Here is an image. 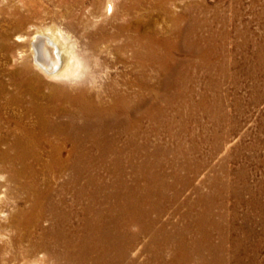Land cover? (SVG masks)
<instances>
[{
  "label": "bare ground",
  "instance_id": "obj_1",
  "mask_svg": "<svg viewBox=\"0 0 264 264\" xmlns=\"http://www.w3.org/2000/svg\"><path fill=\"white\" fill-rule=\"evenodd\" d=\"M211 8L205 0H72L58 16L67 21L66 32L54 26L38 29L28 45L23 42L27 38L20 43L24 56L15 67L0 70V174L7 175L1 184L13 196L0 205V264H124L126 258L127 264H192V251L201 248L206 253L197 255L196 264H243L250 251L258 253L260 244L250 239L255 229L246 231L248 237L234 236L233 231L241 230L234 221L216 219L227 216L216 211L217 198L228 190L240 197V191L224 184L215 167L213 177H204L210 191L197 189V198L186 200L183 223L171 226L170 219H164L170 202L162 200L164 192L175 187L173 198L178 202L194 179L189 175L202 171L205 161L187 166L186 175L174 170L169 180L158 165L144 169L142 162L131 183L123 173L121 157L137 153L143 144L139 138L145 96L157 97L162 85L157 84L158 74L150 72L161 75L159 68H170L169 55L178 42L188 45L192 39H203L200 32L219 19L217 13L209 18ZM160 14L165 28L158 26ZM40 16L15 10L7 19L12 30L0 31L1 48L15 49L16 43L7 40L20 37L17 33L25 24ZM71 32L84 42L80 53L70 42ZM214 35L211 31L208 37ZM257 49L255 57L264 64V43ZM110 54L118 64L131 65L130 77L122 71L119 80L109 79ZM193 151L201 152L197 146ZM56 175H64V183H54ZM147 180L153 185L144 184ZM178 183L184 186L177 188ZM3 205L12 206L8 215ZM145 235L151 244L142 262V252L135 258L130 253Z\"/></svg>",
  "mask_w": 264,
  "mask_h": 264
},
{
  "label": "rangeland",
  "instance_id": "obj_2",
  "mask_svg": "<svg viewBox=\"0 0 264 264\" xmlns=\"http://www.w3.org/2000/svg\"><path fill=\"white\" fill-rule=\"evenodd\" d=\"M205 1L210 8L212 7L208 12L209 18L212 20L215 13H217L219 19L213 22L210 30L205 28V30L200 32L201 35H205H202L204 36L203 39H192L188 42V45L183 41L178 42V47L169 55L171 57L170 68L166 70L159 68L161 75H159L158 71L150 72L152 75L158 74L157 84L161 82L162 85L159 87V95L157 97L154 98V96H148V94L145 96L141 120L142 131L139 138V143L144 145H141L142 147L137 153L134 151L130 155L126 154L123 158L121 157L125 164L123 173L126 183L129 184L134 179V176L138 175L137 168L139 166L142 165L141 167L144 166L145 168H143L147 169L149 165H152L151 168L158 165L159 172H165L163 175L166 180H169L168 177L175 172L174 170L178 171V175L179 173L180 175H186L187 166L195 167L196 162L205 161L206 163L203 166L205 169L202 166V168L200 167L202 171L199 172L201 174L196 172L194 176L192 174L189 175L192 179L194 177V179L185 187L186 189H184L183 194L177 200L178 202L173 198L176 193L175 187H173V190L168 189L164 192L165 196L162 200L170 199L164 219L169 218L171 226H176L183 223V214L187 210L186 200L188 198L196 199L198 196L197 189L204 191V193L210 191L208 182L204 181L206 175L207 177H213L215 173L211 168L215 167L218 170V174L221 171L220 177L224 184L227 183L230 187H235L237 191H240V197L237 196L236 191L231 190L229 193L228 190L223 195V198L221 197L222 199L217 198L215 203H219V205H214L216 211L220 210L227 216L222 217L223 219L217 216L216 219L221 220V222L226 219L230 222L234 221L233 223L236 224L237 228H241V230L232 232L234 236H239L238 234H240L241 236L243 235L242 238H245L247 236L246 231L255 229V235L250 239L255 244H260L258 245L259 251L257 250V254L250 251V256L247 255L252 262L249 259L246 262L244 259L243 264H264V69L260 67L264 64L254 54L258 50L257 47L264 43V0H241L240 4L233 3L232 0ZM68 2L71 3L72 0H0V31L4 29L12 30L8 25L7 19L15 15V10L19 14L26 16H29L32 11L41 15L40 17H33L30 23L25 24L21 33H17L20 37L15 34L11 35L10 40H7L11 45L16 43L15 49L8 51L0 46V70L5 69L4 71H6L15 67L21 60L20 55L24 56V53L21 52L23 49L19 47L20 43L27 38L23 42L28 45L31 34L36 30L54 26V28H59L66 32L68 30L67 21L60 19L58 16ZM218 3H220L219 7L214 9ZM105 6L106 3L103 6L104 11L106 10ZM177 10L179 8L175 7V11ZM74 11L77 12L78 9ZM156 17L158 26L165 28L166 24H164L163 14H160V16L156 15ZM211 31L215 33L212 38L208 37ZM70 34L72 36L70 37L72 46L75 47L77 53H80L81 48L84 46L82 38L76 35L75 32ZM62 40L66 42L65 39ZM0 41L1 44V38ZM26 49L27 47H24V50ZM108 58H111V67L107 74L110 76L109 79L115 78L119 80L122 71H124L126 76L130 77L131 65L129 63L126 66L118 64L116 55L113 54L108 55ZM162 78L164 79L163 81H161ZM51 81L59 82L58 79ZM217 137L219 139L215 141L214 139ZM195 145L201 151L200 155L198 152L193 151L194 147H196ZM128 156L129 158H127ZM170 159L173 160L171 161ZM141 162L142 164L140 165ZM225 168L228 170L225 171ZM169 170L171 171L169 172ZM236 173H238V179L236 178ZM101 174L109 177L105 171ZM239 175H242L245 180H240ZM6 178L7 175L0 174V199L2 198L0 205L12 196L7 194L6 185L1 184L2 182L4 183ZM52 178H54V183H56L55 180L64 183L62 181L64 175H56ZM152 179V182L156 180L155 178ZM151 181L147 180L144 184L150 185ZM124 186L126 187V185ZM183 186V184L178 183L176 187L181 188ZM157 187L159 186L157 185ZM162 200L160 199V201ZM222 204L224 206L222 208L226 211L219 207ZM2 208L4 212L6 211L4 214L8 215L12 206L3 205ZM234 212H236L235 215ZM45 223L48 224L47 221ZM242 227L247 230H243ZM132 231L134 232L135 229ZM215 236L217 237L218 234ZM216 239L218 240V237ZM138 242L137 248L130 253V257L134 256L133 258H135L137 253L142 252L140 254L142 259L140 258V260L144 262L149 255L148 250L146 251L147 255L144 252L145 247L148 248L149 244H151L150 236L145 235ZM230 245L229 243L228 246ZM203 252L205 255V248L192 251L191 259L194 258V263L192 264H196L198 256H201ZM255 254V258L252 259ZM126 259L124 264H127ZM28 264H34V262L30 261Z\"/></svg>",
  "mask_w": 264,
  "mask_h": 264
}]
</instances>
